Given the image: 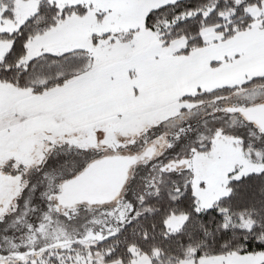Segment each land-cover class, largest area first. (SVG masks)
<instances>
[{
	"label": "snow or ice",
	"instance_id": "6c2138e0",
	"mask_svg": "<svg viewBox=\"0 0 264 264\" xmlns=\"http://www.w3.org/2000/svg\"><path fill=\"white\" fill-rule=\"evenodd\" d=\"M0 264H264V0H0Z\"/></svg>",
	"mask_w": 264,
	"mask_h": 264
}]
</instances>
